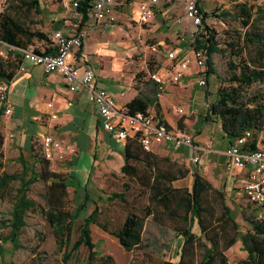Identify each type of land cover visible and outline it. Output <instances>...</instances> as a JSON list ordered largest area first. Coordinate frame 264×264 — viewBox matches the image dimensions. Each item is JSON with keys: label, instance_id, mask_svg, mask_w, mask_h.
<instances>
[{"label": "trees", "instance_id": "16d2710c", "mask_svg": "<svg viewBox=\"0 0 264 264\" xmlns=\"http://www.w3.org/2000/svg\"><path fill=\"white\" fill-rule=\"evenodd\" d=\"M93 0H80L78 12L83 16V24L88 20V12ZM238 12H226L219 16L222 20L229 17L240 20L246 29L240 45L235 49L241 58L239 73L229 80L234 87L218 90L219 99L211 106V115L221 120L224 133L237 139L244 133H253L250 149L256 151L259 147V135L264 131V92L245 99L244 90L253 85H262L264 89V11L247 7L246 4L236 5ZM40 15L39 0H7L4 10L0 13V43H6L19 50H27L32 41H46L49 38L43 32L36 30V23L31 19L33 15ZM32 15V16H31ZM205 16V14H204ZM30 17V18H29ZM205 44L208 52V70L216 74L213 57L222 54L216 32L207 27ZM52 41V39H51ZM53 43V42H52ZM201 46L202 41H198ZM34 50V49H33ZM37 54L39 53L34 50ZM21 56H18L20 58ZM150 71V70H149ZM153 72L152 69L150 71ZM15 73L2 71L0 65V80L11 82ZM223 83V79L220 78ZM148 98L139 95L126 109L129 114L145 113L155 107L157 118L169 127L160 116L158 94ZM170 128V127H169ZM124 165L121 172L135 180L140 190L148 193V205L141 210V214L128 212L123 224L117 230L110 231L99 221V211L84 219L81 237L73 243V232L76 222L81 218L80 210H68L65 207L67 190L70 187L79 189L80 183L72 184L67 178L53 173L50 170V161L40 157L41 172L32 171L28 176L27 167L23 165L21 174L0 175V189L6 190L11 183L18 182L15 201L12 207L11 219L0 220V254L3 244L12 243L16 250L21 248L20 235L26 226V214L38 208L37 203L28 198L31 187L42 181L45 183V201L47 211H42L47 222L51 225L56 236L57 244L64 251L63 263L68 264L74 252L81 246L89 249L88 264H114L111 256H99L94 251L90 226L96 225L104 232L114 237L119 245L128 253L135 252L147 241L145 235L150 227H156L158 237L145 247L160 245L165 238V230L159 228L162 220L169 219L176 222L177 227L172 232L170 242L183 239L180 251V260L177 264H197L196 251L201 248L203 254L198 264H228L225 252L239 241L248 253L244 264H264V219H258L253 211L242 210V218L248 225L245 233H241L239 225L233 218V211L226 203L225 194L214 189L199 173H193V183L189 187H177V182L185 181L190 174L187 167L180 168L178 174L173 172L178 163L167 158H161L152 152H146L135 139H127L124 149ZM165 166V167H164ZM179 167V166H178ZM76 178V177H75ZM50 183V184H49ZM49 184V185H48ZM89 196L85 195V200ZM125 200L124 195L114 194L110 200ZM197 225L200 235L193 233ZM9 230L7 236L4 231ZM167 252L170 251L166 243L160 245ZM99 260V263L96 261ZM166 264H175L167 262Z\"/></svg>", "mask_w": 264, "mask_h": 264}, {"label": "crops", "instance_id": "0c3cea01", "mask_svg": "<svg viewBox=\"0 0 264 264\" xmlns=\"http://www.w3.org/2000/svg\"><path fill=\"white\" fill-rule=\"evenodd\" d=\"M115 1L117 26L116 30L112 31L110 27L93 29V20L88 19L83 24V19H76L75 10L69 0L46 5H42L39 0L41 18L40 21L39 18L36 19L35 27L36 30L47 35L50 41L34 40L28 49H34L39 53H45L48 50V54H52L55 53L51 41L54 33L62 32L65 36L71 37L80 29L85 30L87 38L83 46L73 53L70 61L81 68L87 66L93 68L97 84L111 95L118 108H126L127 104L139 95L151 98L159 92V89L149 80L148 71L138 79L132 71H129L127 55L122 48L123 44L119 41L122 39L120 35L122 27L119 24L120 14L116 10L117 6L122 5L123 2ZM131 2L135 5L133 0ZM201 6L206 25L211 29L216 28L214 24L217 20L220 22L221 15L217 12L211 13V7L207 8L202 3ZM183 15V9L179 6L157 7L155 17L151 21L152 32L161 28L168 30L170 28L175 31L172 36L176 44L174 49L178 51H186L190 43L189 36L179 33V30L186 28L191 32L193 28L191 23L185 20L177 23ZM171 17L175 19L171 20ZM176 35L179 37L178 40ZM166 40L165 37L158 38L155 44L158 47H168ZM1 51L3 53V55L0 54L2 71L7 74L13 72L15 76L11 82L0 80V85L8 86L5 102L0 101V158H4L8 149L14 145L17 153L21 150L24 155L35 161L36 172L40 173L42 141L45 137H51L62 144V149L54 152V159L50 161V170L63 176V173L54 172L52 167L59 166L58 160L70 158L68 166L70 173L63 176L68 179V182L78 176L77 169L85 154L90 156L93 170L100 152H107L109 156L117 159L120 167H123V149L126 142L115 141L103 129L102 119L86 94L69 92L62 75L46 74L41 67L24 61L19 49L2 42ZM18 56H21V60ZM166 63V67L158 71L166 81L164 90L158 94L160 116L170 128L185 131L190 135L194 145L200 150L192 153L186 147L176 148L173 144H162L154 145L151 152L161 158L184 163L190 170L186 180L191 179L192 183L193 173H199L214 189L225 194L228 206L229 197L236 201L246 199L243 188L248 180L247 170H227L229 158L226 152L235 139L228 137L223 131L221 120L211 115L210 108L219 99V89L215 98L209 95L207 89L204 90L203 95L197 94L198 85L194 67L180 83L172 84L169 72L166 71L169 63L167 61ZM210 78L208 84H210ZM172 92L178 97L187 96L195 102L192 105L174 108L171 100L164 96V93ZM49 104H52V108H48ZM178 108L183 110V115L176 113ZM7 110L11 113L7 114ZM148 111L156 114L155 107L149 108ZM53 115L56 119L51 118ZM263 146L264 137L259 135V148ZM70 149L76 151L72 156L68 153ZM195 156L200 157L198 163L192 161ZM180 183L182 181L177 182V184Z\"/></svg>", "mask_w": 264, "mask_h": 264}, {"label": "rangeland", "instance_id": "374dc122", "mask_svg": "<svg viewBox=\"0 0 264 264\" xmlns=\"http://www.w3.org/2000/svg\"><path fill=\"white\" fill-rule=\"evenodd\" d=\"M63 0H41L42 5L57 4ZM70 1V0H69ZM122 5L117 6L116 10L120 14L119 24L121 25L120 43L126 52L129 64L128 69L136 75L138 79L148 71H160L166 67V60L164 58L165 49H174L176 44L173 42L174 30L161 28L151 31L153 23L147 25H140L136 22V7L131 0H120ZM207 8H210L211 13H218L224 15L226 12H238L236 5L246 4L247 7H255L264 11V0H202L201 2ZM212 3V4H211ZM119 9V11H118ZM32 16V15H31ZM174 16V14H173ZM222 17V16H221ZM30 18V17H29ZM40 15H33L31 19L37 24L36 19ZM175 17H171L174 20ZM117 26V25H116ZM216 28L217 39L222 49V54H215L213 57L215 75L209 73L210 84L206 88H196V93L204 94V90H209V95L215 98L217 90L221 88L230 89L235 86L229 80L232 76L240 71L241 58L237 55L235 45L239 43L244 35L246 29L242 27L240 20H233L226 17L220 22L217 20L214 24ZM264 28V22L262 24ZM116 30V27H115ZM114 30V31H115ZM192 31L182 28L179 33L189 36L191 41ZM165 37L167 40L166 46L159 47V53L152 52L150 49L157 46L155 42L158 38ZM176 39L179 37L176 35ZM150 70V71H149ZM126 72H128L126 70ZM223 79V83L220 82ZM264 92L262 85L256 84L249 89L244 90L245 99L258 95ZM172 92L171 94L164 93L165 98L170 99L174 108L180 106L192 105L195 101L189 99L187 96L178 97ZM211 99V98H209ZM264 137V131L260 133ZM14 145L8 149L6 156L0 158V175L5 174H21L23 172V165L27 167L28 176L32 171L37 170L35 161L19 150L17 153ZM68 151V150H67ZM74 151V152H73ZM75 149H70L69 156L75 154ZM90 157V156H89ZM88 155H83L81 164L77 169L78 176L72 178V184L80 183L79 189L70 187L67 190V200L65 207L68 210L79 209L81 218L76 222L73 232V243L78 241L81 237V229L84 224V219L89 217L98 208L99 221L102 225L109 228L110 231L117 230L123 224L128 212L141 214V210L148 205V193L140 190L133 178L121 172L119 162L117 159L109 156L107 152H100L98 155V162L95 169H91L92 160ZM70 158H63L58 160L59 166H53L54 172L70 173L68 166ZM177 167H174L173 172L178 174L180 168L186 167L184 163L177 162ZM179 166V167H178ZM165 167V166H164ZM93 170V171H92ZM92 171V172H91ZM63 175V176H64ZM192 185V180L188 179L177 184V186L189 188ZM19 187L18 182L11 183L6 190L0 189V220L11 219L12 207L15 201L16 191ZM45 183L39 181L34 184L29 193L28 198L34 200L38 208L35 211L26 214V226L23 228L19 244L21 248L16 250L12 243L3 244V251L0 254V264H64V251L60 249L57 244L56 236L51 225L47 222L42 211H47L48 205L45 201ZM88 195V200H85V195ZM124 195L125 200L115 199L110 200L112 195ZM228 204L233 211L234 219L240 227L241 233H245L248 225L242 218V210L249 209L253 211V206L246 201V199H238L237 201L231 197L228 198ZM177 227L176 222L169 219L162 220L159 228L165 230V238L161 240L160 245L168 244L170 251L167 252L164 247L153 244L148 248L145 246L152 243L158 237L156 227H150L145 235L147 241L144 245L135 252H126L118 243V241L104 232L96 225L90 226L92 243L94 244V251L99 256H111L114 259V264H166L167 262L179 263L180 251L183 245V239L179 238L174 242H170L172 232ZM9 230L4 231V235L9 234ZM193 233L197 236L200 231L197 225L193 228ZM149 245V244H148ZM89 249L85 246L74 252L72 259L68 264H88ZM196 263L198 264L202 258L203 249L199 248L196 251ZM228 264H244L248 259V253L244 250L242 243L239 241L236 245L231 247L225 253ZM99 263V260L96 261Z\"/></svg>", "mask_w": 264, "mask_h": 264}, {"label": "built area", "instance_id": "2783aa9c", "mask_svg": "<svg viewBox=\"0 0 264 264\" xmlns=\"http://www.w3.org/2000/svg\"><path fill=\"white\" fill-rule=\"evenodd\" d=\"M7 0H0V13L4 10ZM136 5L137 22L140 25L150 24L155 17L157 7H182L183 20L191 23L193 27L192 39L186 51L165 49L164 58L169 63L167 70L170 82L178 84L187 77L191 68L196 69L197 85L206 88L209 80L208 52L205 44L207 37V25L201 6V0H133ZM80 0H70L75 10V18L83 19L78 12ZM115 0H93L88 12V19L94 21V28L110 27L112 31L117 25ZM87 38V32L80 29L75 35L68 37L62 32L52 35L55 53L37 54L32 49L20 50L24 61L36 67H41L46 74L58 73L62 75L71 93H84L87 99L97 110L102 119L103 129L117 142H126L127 139L138 141L146 152H151L154 145L173 144L176 148L186 147L192 153L199 152V148L193 143V139L185 131L172 129L162 123L150 111L145 113L129 114L126 108H118L111 95L97 84L96 73L93 68L78 67L70 59L75 51H78ZM198 41H202L201 46ZM2 44V43H0ZM152 52L159 53V47L153 46ZM3 55L2 51L0 52ZM149 80L154 82L160 92L166 86V81L158 71L149 73ZM8 92L7 85H0V101L5 102ZM52 108V104L48 105ZM11 111L7 110V114ZM176 113L183 115V110L178 108ZM52 119H56L53 115ZM253 133L248 131L235 139L234 143L226 152L229 162L227 170H247L248 180L244 185L243 192L247 201L253 206L258 219H264V146L256 151L250 149ZM259 147V144H258ZM62 149V144L45 137L42 141V157L48 161L54 159V152ZM74 152V151H73ZM199 156L193 157L192 161L198 163Z\"/></svg>", "mask_w": 264, "mask_h": 264}]
</instances>
